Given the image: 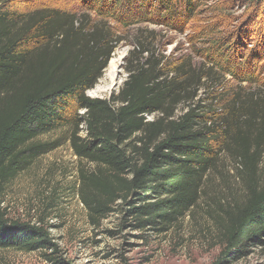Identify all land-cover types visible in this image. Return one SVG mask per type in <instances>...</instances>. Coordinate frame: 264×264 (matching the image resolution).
Here are the masks:
<instances>
[{
  "label": "trees",
  "instance_id": "obj_1",
  "mask_svg": "<svg viewBox=\"0 0 264 264\" xmlns=\"http://www.w3.org/2000/svg\"><path fill=\"white\" fill-rule=\"evenodd\" d=\"M15 1L0 0V195L20 171L56 148L38 136L67 127L76 155L99 170L82 176V189L91 191L83 196L90 215L101 217L110 204L134 196L129 203H140L129 209L135 227L159 232L158 226L197 205L204 177L223 147L236 163L246 199L225 226L222 257L236 260L248 243L261 240L264 98L212 91L205 102L197 100L192 83L199 77L186 62L175 64L155 51L140 61L149 54L140 41L126 58L128 78L119 90L109 99L87 94L121 41L111 20L122 27L153 20L143 16L147 1L164 7L156 18L175 21L189 12L186 21L192 10L184 12L177 7L183 2L172 0H77L84 9L97 5L96 16L106 20L86 25V13L80 17L55 7L22 13L19 7L10 9ZM118 3L120 10H113ZM242 78L253 83L247 74ZM180 106L185 108L177 115ZM152 114L157 118L148 120ZM81 123L83 138L78 135ZM0 249L41 251L48 262L65 264L43 225L9 219L1 201Z\"/></svg>",
  "mask_w": 264,
  "mask_h": 264
},
{
  "label": "rangeland",
  "instance_id": "obj_2",
  "mask_svg": "<svg viewBox=\"0 0 264 264\" xmlns=\"http://www.w3.org/2000/svg\"><path fill=\"white\" fill-rule=\"evenodd\" d=\"M96 1L94 4L98 3ZM172 2H183L177 7L184 12L192 10L188 20L184 21L189 12L175 21L167 17L156 18V13L165 12L164 7L158 8L154 6L155 2L149 1L144 3L142 12L143 16L153 20L131 23L126 27L109 20L113 26L119 27L118 36L121 38L110 59L120 61L125 55L121 81L112 89L105 78V68L98 83L87 94L109 99L114 90L117 92L128 78L124 69L126 58L135 43L140 41L149 50V54L145 52L140 56V61L155 51L159 58L164 56L165 60L175 64L186 62L199 77L192 83L198 91L197 100L205 102L212 91L225 96L241 91L243 97L263 99L264 87L260 84L264 82V0ZM110 6L107 8L111 9ZM16 7L22 13L41 7L73 11L80 17L86 13L89 15L84 17L86 25L104 20L94 12L97 5L93 10L84 9L77 0H17L10 9ZM120 7L118 3L112 8L119 11ZM258 51H261L260 55ZM207 72L208 77L204 76ZM243 74L251 76L253 83L238 80L245 79ZM212 77L218 80L210 81ZM99 88L106 91H99ZM184 108L180 106L176 114L183 112ZM83 112L80 110L78 116ZM157 116L152 114L147 119L154 120ZM78 131L80 137L86 136L83 123L79 124ZM37 140L57 146L11 179L5 185L0 201L9 219L43 225L58 245V256L65 264H264V236L248 243L236 260L225 261L222 257L225 226L236 205L246 199L245 185L237 174L236 163L223 147H220L215 168L204 177V188L197 205L177 216L173 223L158 226L161 230L157 232L151 226L144 230L135 227V217L129 209L140 203H129L134 196L110 204L109 210L101 217L90 215L83 196L91 191L82 189V176L99 173V170L93 163L76 155L67 127L45 132ZM0 264L52 263L41 251L0 249Z\"/></svg>",
  "mask_w": 264,
  "mask_h": 264
},
{
  "label": "bare ground",
  "instance_id": "obj_3",
  "mask_svg": "<svg viewBox=\"0 0 264 264\" xmlns=\"http://www.w3.org/2000/svg\"><path fill=\"white\" fill-rule=\"evenodd\" d=\"M119 59L116 60L115 58H112V60L110 61V64L107 68V73L105 74V78L109 80L111 87L113 86V84L115 82H117L118 84H120L121 81V76L118 78L117 72V63H118ZM99 91H106L105 88H99Z\"/></svg>",
  "mask_w": 264,
  "mask_h": 264
},
{
  "label": "water",
  "instance_id": "obj_4",
  "mask_svg": "<svg viewBox=\"0 0 264 264\" xmlns=\"http://www.w3.org/2000/svg\"><path fill=\"white\" fill-rule=\"evenodd\" d=\"M124 58H125V55H122L120 57V61H119L118 65H117L118 72H117V75L116 76L118 78L122 75V70L121 69L123 68V61H124L123 59ZM110 61H111V59L108 61V64H107V67L106 68H108V66L110 64ZM118 85L119 84L117 82H115L111 88L114 89V88L118 87Z\"/></svg>",
  "mask_w": 264,
  "mask_h": 264
}]
</instances>
